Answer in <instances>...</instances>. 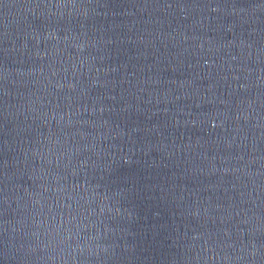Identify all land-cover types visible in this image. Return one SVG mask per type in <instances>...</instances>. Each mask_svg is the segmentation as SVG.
<instances>
[{
  "label": "water",
  "instance_id": "water-1",
  "mask_svg": "<svg viewBox=\"0 0 264 264\" xmlns=\"http://www.w3.org/2000/svg\"><path fill=\"white\" fill-rule=\"evenodd\" d=\"M0 264H264V0H0Z\"/></svg>",
  "mask_w": 264,
  "mask_h": 264
}]
</instances>
